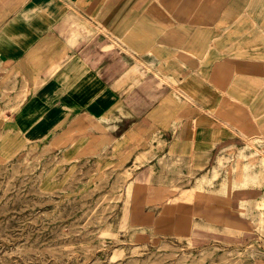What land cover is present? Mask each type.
Wrapping results in <instances>:
<instances>
[{"label":"crops","instance_id":"obj_1","mask_svg":"<svg viewBox=\"0 0 264 264\" xmlns=\"http://www.w3.org/2000/svg\"><path fill=\"white\" fill-rule=\"evenodd\" d=\"M0 70L30 90L24 132L83 162L220 182L161 212L134 198L135 224L249 227L242 212L264 195V0H0Z\"/></svg>","mask_w":264,"mask_h":264},{"label":"rangeland","instance_id":"obj_2","mask_svg":"<svg viewBox=\"0 0 264 264\" xmlns=\"http://www.w3.org/2000/svg\"><path fill=\"white\" fill-rule=\"evenodd\" d=\"M1 76L2 70L0 264H264V195L242 212L246 229L239 220L232 229L216 220L215 229L184 236L137 225L130 217L134 198L159 212L169 202L192 200L184 189L217 188L220 182L196 180L183 165L83 162L50 134L16 125L30 90Z\"/></svg>","mask_w":264,"mask_h":264}]
</instances>
